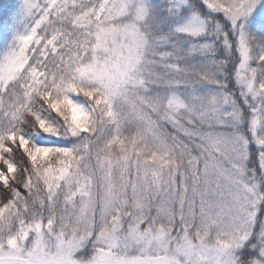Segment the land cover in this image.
Instances as JSON below:
<instances>
[{
  "label": "snow or ice",
  "instance_id": "1",
  "mask_svg": "<svg viewBox=\"0 0 264 264\" xmlns=\"http://www.w3.org/2000/svg\"><path fill=\"white\" fill-rule=\"evenodd\" d=\"M0 264H264V0H0Z\"/></svg>",
  "mask_w": 264,
  "mask_h": 264
}]
</instances>
